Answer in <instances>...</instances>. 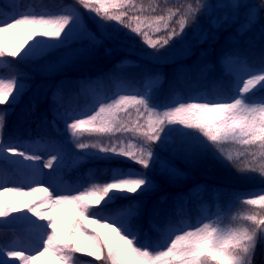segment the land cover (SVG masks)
I'll return each instance as SVG.
<instances>
[{
	"label": "snow or ice",
	"instance_id": "6c2138e0",
	"mask_svg": "<svg viewBox=\"0 0 264 264\" xmlns=\"http://www.w3.org/2000/svg\"><path fill=\"white\" fill-rule=\"evenodd\" d=\"M76 4L78 7L68 6L60 14L22 11L8 18L0 17V69L11 67L12 62L4 59L6 56L19 57L20 62H23L44 54L46 49L62 46L74 35L84 37L93 48L105 41L122 44L120 33L124 30L125 39L135 35L140 38L142 45L152 49L145 55L158 57L161 50L173 40L184 39L185 29L196 23L205 7L203 0H179L178 4L175 0H157L155 5L147 6H138L137 0H76ZM161 4L165 7L161 8ZM81 7L87 10V19ZM158 8L160 14H154ZM146 12L150 14L145 15ZM88 20L98 22L99 34L89 29ZM110 21L116 24L111 25L108 23ZM13 32L23 34L24 39L19 46L9 48L3 37ZM36 37L48 39L35 40L29 44ZM25 45H28L27 48ZM22 91L23 84H19L15 76L8 78L0 75V105L15 104ZM129 107L136 109L137 118L134 122L118 116ZM8 114L9 109L0 108V155L10 154L39 161L40 155H26L17 146L3 141ZM84 116L87 119L82 118ZM141 118L144 123L140 122ZM58 119L64 123L65 133H70L72 143L77 148L97 150L84 153L87 158L105 161L124 158L128 164L126 167L107 170V181L92 178L89 184L74 190L75 194L69 191L53 195L48 187L31 190L46 193L40 203L47 202L49 208L71 206L70 211L78 215L95 217L93 222L99 223L107 233L103 239L100 235L89 234L88 245H81L75 239L76 232L87 230L79 220L64 227V222L57 215L24 205L29 213L40 221H46L42 225L32 221L33 226L41 230L42 250L37 254H25L24 250L9 249L5 252L0 249V264H16L17 261L19 264H35L45 254H50L56 264H78L76 253L94 257L101 264H255L257 247L264 243V211L233 215L232 223L227 226L218 213L216 219L208 217L207 222L202 220L195 227L183 225L167 232L156 245L138 238L133 220L142 204L138 196L152 191L156 186L147 171H154L160 163L154 145L166 141L172 125L195 130L184 134L210 150L221 163L234 167L240 175L256 173L264 180V164L254 167L251 162L241 159L250 155L255 160L252 150L245 148L239 156L233 157L226 149L228 144L257 146L264 159V64L258 69L245 65L243 71L236 74L231 93L216 99L173 102L158 107L151 102L150 93L146 90L120 95L118 99L115 96L96 98L82 110L69 107L58 112ZM85 133L106 137L107 143L101 146L100 142H83L80 137ZM126 133H132L133 136H125ZM133 139L136 140L135 144L129 142ZM59 159L61 157L57 154H52L43 167L53 168V163ZM133 164L142 167L138 170ZM6 190L16 191L20 196L27 194L20 188ZM261 192L264 189L238 194L235 203L241 207L250 205L264 210V194ZM122 199L133 203L114 214H105L114 202ZM17 205L18 201H13L7 206H0V217L7 218L12 213L22 211Z\"/></svg>",
	"mask_w": 264,
	"mask_h": 264
},
{
	"label": "trees",
	"instance_id": "16d2710c",
	"mask_svg": "<svg viewBox=\"0 0 264 264\" xmlns=\"http://www.w3.org/2000/svg\"><path fill=\"white\" fill-rule=\"evenodd\" d=\"M175 2L178 4L179 0H175ZM19 3L22 8L38 10H59L66 6L78 7L76 0H19ZM156 3L157 0H137L138 6L155 5ZM260 5L259 22L264 25V2L262 1ZM160 7H165V5L161 4ZM11 11L10 6L0 1V17L7 18ZM81 11L87 19V10L81 7ZM149 14L150 12L145 13V15ZM154 14H160V9L158 8ZM88 27L92 32L99 34L98 29L92 24V20H88ZM215 30V26L207 28L208 33ZM124 31L120 33L122 44L105 41L101 46L93 48L89 42L82 40L84 43H77L82 47V53L72 55L70 60L61 64L56 70L43 69V61L46 57L23 62H20L19 57H4L12 64L11 67L1 69L0 73L10 77L15 76L24 82L28 88L22 92V98L18 103L0 105V108L9 109L3 134L13 139L37 135L50 145L61 143L64 157L56 169L54 189L57 192L73 191L75 194L74 190L86 186L92 181V178H95L96 181H107L109 180L107 170L126 167L128 164L124 159L113 161L89 159L84 153L95 152L96 149L81 150L72 143V140L63 143L61 132L64 130V123L58 119V112H61V101L83 105L98 94L108 96L118 93L119 87L123 84L140 90L143 89L144 92L149 91L152 102H160L173 97L179 94L181 89L185 91L186 85H192L199 89L205 87L209 92V97L226 96L232 91L236 76L235 70L221 68V89L220 92H213L215 86L213 82L209 86H205L199 72L191 71L185 74L184 70L178 66V62L174 64L173 68L167 66L165 71H160V64L142 57L141 53H136L145 52V50H140L142 48L140 38L134 35L130 39H125ZM185 34L183 40L179 38L173 40L169 46L161 50V53L182 41H192L196 36L194 25L187 27ZM241 50L254 66L260 67L264 64V49L262 47L250 46L245 49L241 48ZM149 51L152 49L147 48V52ZM54 54L52 53L50 56ZM127 58L128 61L125 62ZM257 95H261V93H257ZM34 103L35 108H33ZM118 116L128 122H134L137 118L134 113L131 115L128 112L119 113ZM140 122L144 123V119H141ZM126 134L133 136L132 133ZM117 135L120 134L117 133ZM175 138L176 136L174 138L168 136L166 140L175 143ZM80 139L89 144L100 142L101 146L107 143L106 137L87 133ZM245 148L252 150L256 159L252 160L250 155L241 159H246V162H251L252 165L264 164L261 151L257 146L226 145V149L236 150L240 153ZM198 152V164H195V168H187L188 180L181 185V188L174 187L173 180L175 177L169 172L170 170L157 167L167 176L149 171L153 175L156 186L152 191L138 196L142 204L140 205V212L133 220L138 238L141 241H148L156 245L167 232L176 230L188 222L193 224V227L202 220L207 222L206 211L212 219H216L218 213L221 214L223 224L226 226L232 223L231 216L233 215H243L250 211H264L256 206L244 205L241 207L235 203L238 194L261 191L264 189V184L243 185L242 182L246 180L234 167L215 159L208 149L198 148ZM233 180L237 182H233ZM239 181L242 184L238 183ZM128 195L137 196L138 194ZM244 198L253 197L245 196ZM130 203L133 201L117 200L105 213L114 214L118 210L127 208ZM70 207H66V210L61 214L64 226L68 227L79 220L84 229L90 228L88 223L90 216L78 215L70 211ZM19 217L20 214L7 218L0 217V237L3 241L15 237L20 231L14 228ZM100 236L102 239L104 238V236ZM81 238L82 232L77 230L75 239L80 244ZM75 256L78 264L85 262L101 264V261H97L94 257L86 254L76 253ZM255 264H264V243H260L257 247Z\"/></svg>",
	"mask_w": 264,
	"mask_h": 264
},
{
	"label": "rangeland",
	"instance_id": "374dc122",
	"mask_svg": "<svg viewBox=\"0 0 264 264\" xmlns=\"http://www.w3.org/2000/svg\"><path fill=\"white\" fill-rule=\"evenodd\" d=\"M1 1L5 5L12 8L8 17L16 15L22 11L60 14L64 8L68 7L66 6L59 10H38L35 8H21L19 0ZM262 1L264 2V0H203L205 7L202 9L196 23L194 24L196 36L192 39V41H182L176 46L167 49L166 52L161 53L158 57L145 55L147 48L144 45H142L140 50H145V52L142 53L139 51L136 53H141L142 57L160 64V71L162 72L165 71V67L171 66L173 68L174 64L178 62V66L181 70H184L185 74L191 71L199 72L204 80L205 86H209L211 82H213L215 84L213 92H220L221 68H231L235 70V75L242 72L245 65L253 69L259 68V66H254L250 60L244 56L241 48L245 49L250 46H254L262 47L264 49V25L259 22V8L261 7L260 3ZM108 23L111 25L116 24L115 21H110ZM92 24L96 27V29H98V22L92 21ZM209 26H215L216 30L208 33L207 28ZM23 39V34L17 32L5 34L3 37L5 45L9 48L19 46ZM46 39L48 38L36 37L33 41H29V44L34 43L35 40ZM82 40L86 39L82 36L74 35L62 46L46 49L44 54L31 57L27 60H32L34 58L37 60L39 57H46L43 61V69L56 70L61 64L70 60L72 55L82 53V47L77 45V43L83 42ZM27 46L28 45H25V48H27ZM52 53L55 54L50 56ZM127 61L128 58L125 62ZM0 75L11 78L3 73H0ZM214 77L215 79L213 80ZM16 80L19 84H23L22 92L27 90L28 87L24 84V82L17 78ZM185 88V91L181 89V92L173 97L171 96L170 98L164 99L160 102H151L158 107H164L172 104L173 102H200L201 100L217 98L209 97V92L205 87L199 89L192 85H186ZM133 92L141 93L144 91L123 84L119 87L118 93L111 94L108 97L115 96V98L118 99L120 95L132 94ZM21 95L16 103H18L22 98ZM96 98H101V96L96 95L91 101L83 105H77L70 102L64 103L61 101L60 109L63 111L66 108L75 107L82 110L85 107L90 106ZM108 102H111V100ZM125 112H128L131 115L134 113L137 116L136 109L134 107H129ZM82 118L87 119L86 116ZM170 127L172 130L168 133V136L171 138L176 136V140L174 139L175 143H171V140H166L162 143L157 142V144L154 145L155 152L159 154L160 158V163L157 167L167 171L170 170L169 172L175 177H173L174 187L181 188V185L185 184L188 180L186 172L188 171L187 168H195V164H198V148L202 149L203 147H201L200 143L193 139L190 135L184 134L185 132L192 133L195 130L184 129L182 125H172ZM125 136L132 135L125 134ZM2 139L5 143L17 146L20 150H23L26 155L37 154L40 155L41 159L39 161H31L26 160L23 157L13 156L10 154L0 155V206H7L13 201H18L17 206L22 209V211L12 213L9 216L11 217L20 214L14 228L21 229L22 232L19 231L15 237H10L5 241H3L0 237V249H3L5 252L9 249H14L24 250L25 254H37L38 251L42 250V248H40L39 236V232L41 230L35 228L32 221L41 225L46 224V221H40L38 217L29 213L24 205L36 207L37 210L45 213L51 212L53 215H57L62 221L61 214L66 210V207L56 206L54 208H49L47 202L44 204L40 203L41 199L47 194L43 191L33 192L31 190L32 188L48 187L49 191L52 192L53 195L58 194L54 189V184L56 168L63 159L62 146L60 144L51 146L49 143L43 142V140L36 135L13 139L8 138L6 134H3ZM62 139L64 142L71 141L70 133H65V131H63ZM129 142L135 144L136 140L133 139ZM227 151H229L233 157L240 155V152L236 150L227 149ZM52 154H57L61 157V159L53 163V168L43 167V164L51 158ZM260 164L262 163H257L253 166L259 167ZM133 167L139 170L142 166L134 164ZM157 167L154 171L151 169L147 171L165 175L162 171L158 170ZM150 172L149 174L152 175ZM228 177L230 178V176ZM242 177L246 180L245 182H242L243 185L264 184V180H262L256 173ZM233 182L237 181L233 180ZM154 183L156 185L155 180ZM238 183L242 184L240 181ZM15 188H20L27 194L20 196L16 191L6 190ZM59 194L64 193L59 192ZM105 214L107 215L108 213ZM205 216L209 217V213L207 211L205 212ZM93 219L96 218L91 216L89 217L88 223L90 228H85L87 231L82 233L81 245H88L89 241L87 237L89 234L105 236L107 233V230L100 227L99 223H94ZM186 225L193 227L190 223ZM48 231H50V229ZM5 258L11 260V258ZM16 264H19V262L17 261ZM35 264H56V261L50 254H45L40 257ZM80 264L96 263L85 262Z\"/></svg>",
	"mask_w": 264,
	"mask_h": 264
}]
</instances>
